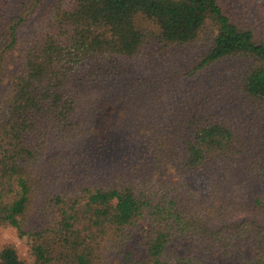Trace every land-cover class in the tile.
Instances as JSON below:
<instances>
[{"label":"trees","instance_id":"trees-1","mask_svg":"<svg viewBox=\"0 0 264 264\" xmlns=\"http://www.w3.org/2000/svg\"><path fill=\"white\" fill-rule=\"evenodd\" d=\"M43 2L0 26V228L27 239L32 264H113L140 223L142 255L116 264H264V0H57L39 15ZM201 42L173 75L148 69ZM232 58L244 61L240 115L214 94L199 102V84L175 90ZM128 64L141 72L131 83ZM110 129L128 130L129 154L93 168L91 145ZM174 240L189 241L182 254ZM0 264L26 263L4 246Z\"/></svg>","mask_w":264,"mask_h":264},{"label":"rangeland","instance_id":"rangeland-1","mask_svg":"<svg viewBox=\"0 0 264 264\" xmlns=\"http://www.w3.org/2000/svg\"><path fill=\"white\" fill-rule=\"evenodd\" d=\"M27 0H3V5L0 7V26L1 22L4 20L9 19L11 16L18 13L20 8L22 7L23 3H25ZM57 0H44L43 7L41 8V11L38 13L39 15H42L44 12V9L49 4H52ZM234 1V0H232ZM245 11H248V15L243 17L242 20L246 23L252 24L253 20H256V17L259 16L256 13L254 6H249L245 9ZM34 19L31 20V23ZM30 23V24H31ZM254 25V24H252ZM257 24L254 25V27ZM30 31L29 29L23 30L22 33L27 34ZM207 44H204L203 42L197 43L191 46L183 47V49L173 48L169 50L165 55H161L159 57H156L153 61H151V68H148L149 70L155 69L156 72L167 75H173L172 67L174 63H189L191 59L195 58L197 55L202 53ZM244 66V61L237 58L232 59H225L223 61L218 62L216 65L211 67L210 69L204 71L198 77L195 79H192V81L188 82H182L181 85L176 87V91L187 90L188 86H191L193 84H199V86H202V96L200 97V101H205L211 94H214L215 101L214 103H211L212 105L218 107L219 109L225 111L227 114H230L234 112L236 115H240V104L242 99L236 97V91H237V82L235 80L236 74L240 69H242ZM15 64L10 65L8 68V72L14 70ZM125 69L127 70V74L125 75V79L128 80V83H131L132 78H136L132 76V74H139L140 69H137L135 67L130 66V64L126 65ZM139 72V73H138ZM200 83H202L200 85ZM227 83L229 86L227 88L225 87H219L220 84ZM210 89V90H209ZM220 95V97L216 96ZM224 95H226V99H224ZM172 97L174 98V103L179 100V94H172ZM190 101L185 100L182 102H186V104L190 107H192L196 102L192 101L193 93L190 94ZM185 104H180L176 106L174 109L177 110V113L184 114L185 110L183 109V106ZM128 131V130H127ZM125 130L122 134L118 135L117 138L115 137L118 133L116 129H110L107 132V137H104L102 141H98V144L100 145L98 148H96L98 145H91V148L94 147L92 150V153H94V159H95V165L93 168H96L98 166L104 167L105 165H109L108 167L112 165H121L127 154H129L128 144L127 141H124V137L127 133ZM262 137H264V134H262ZM264 139V138H263ZM97 143V142H96ZM84 152L86 151V148L89 149L87 152V155L90 151V146L85 144L84 145ZM109 150L111 152H109ZM84 160V159H82ZM106 172V171H105ZM102 176L98 177L99 180ZM248 192V191H247ZM234 195L237 197V200H243L247 198V193L241 189L240 186L234 187L233 190ZM249 193V192H248ZM244 213H235L232 214L229 217V221H236L238 218L243 217ZM148 231V226L145 223H140L138 225L137 230L135 233H133L131 240L127 242L126 246L121 250L122 256L128 253H132V255L139 254V256L142 255V247H141V238L146 236V233ZM189 241L188 240H174L170 246L168 247V250L177 253L182 254L185 248L188 246ZM4 246H11L14 248V250L17 252L18 257L23 260L26 264H32V260L29 256V246L28 241L26 238H19L12 228H0V248ZM245 257H251L255 253L254 248L250 247H244L242 249ZM122 256L115 255L112 263L116 264L117 262L122 259ZM207 264H240L237 262H233L230 260H227L223 257H221L218 254H212V255H206L204 257Z\"/></svg>","mask_w":264,"mask_h":264}]
</instances>
